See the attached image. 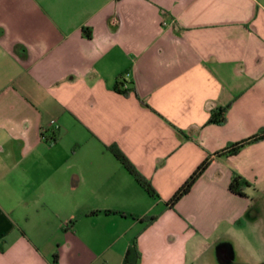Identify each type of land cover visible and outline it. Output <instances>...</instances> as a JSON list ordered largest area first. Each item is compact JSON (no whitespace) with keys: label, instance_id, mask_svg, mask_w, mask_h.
I'll list each match as a JSON object with an SVG mask.
<instances>
[{"label":"crops","instance_id":"0c3cea01","mask_svg":"<svg viewBox=\"0 0 264 264\" xmlns=\"http://www.w3.org/2000/svg\"><path fill=\"white\" fill-rule=\"evenodd\" d=\"M263 129L264 0H0V264H123L134 243L137 264H192L264 183V140L215 154Z\"/></svg>","mask_w":264,"mask_h":264},{"label":"rangeland","instance_id":"374dc122","mask_svg":"<svg viewBox=\"0 0 264 264\" xmlns=\"http://www.w3.org/2000/svg\"><path fill=\"white\" fill-rule=\"evenodd\" d=\"M248 200L235 226H222L189 249L192 264H264V183L249 191ZM79 217L76 212L71 220L76 223Z\"/></svg>","mask_w":264,"mask_h":264},{"label":"trees","instance_id":"16d2710c","mask_svg":"<svg viewBox=\"0 0 264 264\" xmlns=\"http://www.w3.org/2000/svg\"><path fill=\"white\" fill-rule=\"evenodd\" d=\"M122 84H117L115 86V91L119 94L127 96L129 94V90L122 89ZM229 106L221 107L216 109L211 113L210 119L208 121L209 124L213 125H223L226 121V113ZM58 139V135L55 134L53 141L50 144H53ZM264 140V129L260 131L258 134L243 140L238 143H234L227 147L225 150L218 152L215 156H236L246 147L259 143ZM107 150L113 155V157L117 160V162L122 166V168L134 179V181L138 184L140 188H142L149 197L153 199H159L158 193L155 191L151 183L139 173V171L135 168V166L129 161V159L123 154V152L116 146L111 145L107 147ZM211 163V158H207L194 173L188 178V180L177 190V192L172 196V198L166 203V207L168 209H174L175 206L185 197L187 196L195 183L201 178V176L205 173L207 168ZM249 183L244 180L242 177L238 175H234L232 177L231 183L229 185V191L235 195L245 197V190L249 188ZM111 213V212H108ZM114 214H121L117 213ZM157 218L156 217H147L145 220L152 224ZM74 221H70L67 225L73 226ZM140 259V253L137 249L136 244L134 243L132 246L128 248L125 253L123 264H137Z\"/></svg>","mask_w":264,"mask_h":264},{"label":"built area","instance_id":"2783aa9c","mask_svg":"<svg viewBox=\"0 0 264 264\" xmlns=\"http://www.w3.org/2000/svg\"><path fill=\"white\" fill-rule=\"evenodd\" d=\"M123 88L127 89L126 85H123ZM50 129H52V134L50 136L46 137V133ZM58 129H59L58 125L55 122H51L49 125V128H47L43 131V134H44L43 138H44L45 142L50 143L51 141H53V138H54L55 134L57 133Z\"/></svg>","mask_w":264,"mask_h":264}]
</instances>
